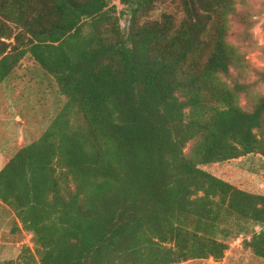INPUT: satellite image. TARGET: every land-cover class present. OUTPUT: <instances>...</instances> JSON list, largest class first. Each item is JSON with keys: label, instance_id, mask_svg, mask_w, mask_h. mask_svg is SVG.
Here are the masks:
<instances>
[{"label": "trees", "instance_id": "1", "mask_svg": "<svg viewBox=\"0 0 264 264\" xmlns=\"http://www.w3.org/2000/svg\"><path fill=\"white\" fill-rule=\"evenodd\" d=\"M114 1L0 0V85L29 56L66 98L0 168V213L31 235L0 264L221 260L239 236L264 259V194L205 169L264 166V93L229 40L237 0ZM160 4L175 12L151 18Z\"/></svg>", "mask_w": 264, "mask_h": 264}, {"label": "rangeland", "instance_id": "2", "mask_svg": "<svg viewBox=\"0 0 264 264\" xmlns=\"http://www.w3.org/2000/svg\"><path fill=\"white\" fill-rule=\"evenodd\" d=\"M114 2L123 8L118 0ZM236 8L238 16L231 21L229 40L248 65L244 80L256 83L253 93L262 94L264 82L259 78L264 74V0H237ZM164 11L175 12V8L160 4L151 18H158ZM231 73L229 81L241 76L235 68ZM65 101L55 82L29 56L23 58L11 78L0 85V168L19 148L43 133ZM252 103L251 96H241L243 108H250ZM260 165L259 158L245 157L210 164L205 169L240 189L264 194V166ZM14 219L11 210L4 207L0 213V262L16 258L23 244L31 245L30 234L13 230ZM241 240V236L230 240L221 260L195 259L179 264H264L263 258L243 248Z\"/></svg>", "mask_w": 264, "mask_h": 264}]
</instances>
